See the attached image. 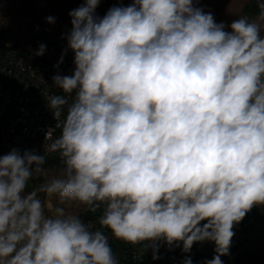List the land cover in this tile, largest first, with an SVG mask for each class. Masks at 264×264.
Instances as JSON below:
<instances>
[{
    "label": "clouds",
    "instance_id": "obj_1",
    "mask_svg": "<svg viewBox=\"0 0 264 264\" xmlns=\"http://www.w3.org/2000/svg\"><path fill=\"white\" fill-rule=\"evenodd\" d=\"M100 2L69 12L75 68L52 78L60 135L47 152L63 170L50 177L44 152L0 156V264H119L104 229L185 252L212 241L205 264H223L234 225L264 206V4L226 31L194 0H132L103 17ZM81 209H102L100 227Z\"/></svg>",
    "mask_w": 264,
    "mask_h": 264
},
{
    "label": "rangeland",
    "instance_id": "obj_2",
    "mask_svg": "<svg viewBox=\"0 0 264 264\" xmlns=\"http://www.w3.org/2000/svg\"><path fill=\"white\" fill-rule=\"evenodd\" d=\"M82 3L84 0H0V46L17 43L21 39L20 31L24 28L32 33L50 27L53 35L66 37L71 29L69 12ZM118 4V0H101L96 14L103 17L110 8ZM262 4L264 0H194L195 7L212 13L217 23H224L226 31H231L228 25L241 16L255 19L261 11ZM49 16L55 18L54 23L47 21ZM2 155L6 154L0 151V156ZM44 167L50 177L57 176L63 170V163L47 162ZM42 182V177L30 182L29 191ZM41 198L44 199L43 194ZM51 202L55 204L56 201L53 198ZM256 207L258 214L254 220L248 219V224L244 227L239 223L234 225L235 235L231 241L229 254L221 256L223 264H264V206ZM79 211L81 216L85 213L82 209ZM106 235L118 243L120 258L132 261L129 255L130 244L114 239L110 231ZM135 246L150 254L151 264H184L187 258L191 259V264H205V261L216 255L214 251L216 245L212 241L194 243L188 252L183 251L182 243L168 245L163 240L154 244Z\"/></svg>",
    "mask_w": 264,
    "mask_h": 264
},
{
    "label": "built area",
    "instance_id": "obj_3",
    "mask_svg": "<svg viewBox=\"0 0 264 264\" xmlns=\"http://www.w3.org/2000/svg\"><path fill=\"white\" fill-rule=\"evenodd\" d=\"M118 2L117 7H126L132 0ZM20 37L17 43L0 46V150L4 154L15 148L21 153L28 150L44 152L46 157L58 155L47 152L60 135L47 101L62 94L53 87L52 78L73 73L74 53L68 49L67 39L53 35L50 27L32 33L24 28ZM40 45L46 46L44 54L36 55ZM98 217L84 221L99 228ZM129 248L131 260L140 261L144 252L132 244Z\"/></svg>",
    "mask_w": 264,
    "mask_h": 264
},
{
    "label": "trees",
    "instance_id": "obj_4",
    "mask_svg": "<svg viewBox=\"0 0 264 264\" xmlns=\"http://www.w3.org/2000/svg\"><path fill=\"white\" fill-rule=\"evenodd\" d=\"M47 162H51V163L57 162V163L60 164L61 163V159H60L59 155H53V156L47 157ZM101 213H102V211H98L95 214L85 212L82 215V219L83 220L94 219L97 216H99ZM257 214H258V209H257L256 206H254L252 208V210L246 214L245 218L239 223V225H241L243 227L246 226L248 224V222H247L248 219L254 220L257 217ZM109 242L111 244V247L113 249V252H114L115 256L119 260V264H151L152 257L150 256V254L147 251H145L143 253L142 258H141V260L139 262L133 263L129 259H126V258L125 259H121L120 258V256H119L120 247H119L118 243L115 240L109 238ZM141 245L144 246L143 244H141ZM157 254H159V253H157Z\"/></svg>",
    "mask_w": 264,
    "mask_h": 264
},
{
    "label": "crops",
    "instance_id": "obj_5",
    "mask_svg": "<svg viewBox=\"0 0 264 264\" xmlns=\"http://www.w3.org/2000/svg\"><path fill=\"white\" fill-rule=\"evenodd\" d=\"M1 151V150H0Z\"/></svg>",
    "mask_w": 264,
    "mask_h": 264
}]
</instances>
